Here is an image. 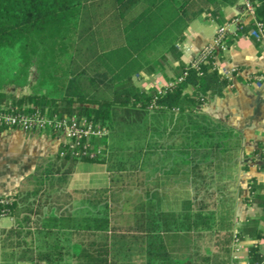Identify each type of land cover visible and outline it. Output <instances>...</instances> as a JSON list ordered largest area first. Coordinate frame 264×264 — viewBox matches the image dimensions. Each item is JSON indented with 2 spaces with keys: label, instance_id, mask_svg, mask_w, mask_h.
<instances>
[{
  "label": "trees",
  "instance_id": "trees-1",
  "mask_svg": "<svg viewBox=\"0 0 264 264\" xmlns=\"http://www.w3.org/2000/svg\"><path fill=\"white\" fill-rule=\"evenodd\" d=\"M240 1L0 0V106H15L23 112L39 109L49 116L86 117L106 126L109 135L112 124L123 119L122 114L126 119L133 116L135 121L144 120L148 132L157 133L160 127L161 131L184 134L187 142L178 150L188 162L199 155L204 161L208 153L215 157L213 126L203 117L198 120L207 100L221 98L229 84L214 64V52L195 66L192 61L179 62L171 85L160 90L146 91L136 86L134 79L154 72L160 58L155 56L157 52L179 56L176 45L191 22L206 16L223 26L228 21L220 5L235 7ZM249 2L255 20L264 23V0ZM251 29L252 23L243 26L227 37L226 45L250 36ZM32 72L37 74L33 83ZM10 87L26 92L10 95L6 92ZM100 87L108 97L90 93ZM149 118L151 122H147ZM109 135L99 141L105 156L107 148L109 153L116 151L106 145ZM105 156L80 161L104 163ZM261 189L253 184L250 193H257L253 203L264 211ZM107 193V188L92 191L89 204L93 208L101 202L107 204ZM17 202V195L0 196V216L14 219L7 236L36 233L41 240L38 246L21 250L18 262L24 264H63L67 257L73 264H119L123 256L142 257L144 264H189L170 250L168 235L195 231L211 220V216L193 213L191 200L184 201L179 212H161L149 197L138 206L131 232L116 231L106 212L99 211L81 217L37 212L31 224L27 215L16 217ZM244 232L253 241L247 253L249 264H263L258 242L264 240V231L253 226ZM71 237L76 241L73 247L65 246L62 239ZM120 264L126 263L122 259Z\"/></svg>",
  "mask_w": 264,
  "mask_h": 264
},
{
  "label": "crops",
  "instance_id": "crops-1",
  "mask_svg": "<svg viewBox=\"0 0 264 264\" xmlns=\"http://www.w3.org/2000/svg\"><path fill=\"white\" fill-rule=\"evenodd\" d=\"M220 7L224 19L229 21L235 13L241 12L242 0L235 7L224 4ZM208 26L213 27L209 34ZM218 26L215 20L206 16L191 22L183 40L176 45L179 56L157 52L155 56L160 58L154 72L148 76L142 73L143 78L139 79L142 84L140 88L146 90L144 85L149 84L151 79L156 81L150 89L160 90L169 86L179 62H191L211 42ZM163 55L165 59L161 60ZM215 63L223 73L232 69L235 72L230 77L226 76L229 84L223 96L209 98L201 107L198 120L203 117L205 123L213 126L215 157L222 153H237L243 159H235L231 164L222 161H215L214 164L216 167L236 169L233 176L229 173V179L236 187L233 194L236 204L228 216L229 220H216V240L209 246L201 241L207 229L202 226L192 232L181 231L168 235V245L174 254L180 255L189 264H249L247 253L253 241L251 235L242 233V230L249 231L256 226L258 230L264 231V211L253 203V196L257 193H250V186L256 184L262 187L260 195H264V51L250 36H242L227 46L225 52L219 53ZM10 88L12 91L18 89ZM223 135L227 138H222ZM182 136L185 137L184 134ZM60 141L59 137L48 132L26 133L13 129L0 131V196L17 195L31 183V177H34L36 185L40 177L42 180L39 183H44L43 177L47 173L45 167H41L45 162L48 169L54 164L67 165L72 169L67 179L69 190L83 192L108 187L111 174L115 171L108 167V148L104 163L69 162L57 157ZM106 145L108 146V142ZM201 163L202 161L199 165ZM190 164L188 157L184 159L183 156L181 166L183 169L185 167V172L183 170L182 175L187 178ZM47 172L48 176L52 173L49 170ZM185 199L190 200L188 197ZM258 244L264 255V240H259Z\"/></svg>",
  "mask_w": 264,
  "mask_h": 264
},
{
  "label": "rangeland",
  "instance_id": "rangeland-1",
  "mask_svg": "<svg viewBox=\"0 0 264 264\" xmlns=\"http://www.w3.org/2000/svg\"><path fill=\"white\" fill-rule=\"evenodd\" d=\"M212 28V26H208V34L211 33ZM36 78L37 74L32 72L31 83ZM154 81L151 79V84L144 85L147 87L146 90H150ZM134 82L136 86L141 87V81L134 79ZM6 92L10 95L20 96L26 90L14 89L12 91V88H8ZM90 93L97 97L109 96L103 87L96 91L90 90ZM122 118L112 124L113 128L107 139L108 146L116 149L108 156V167L115 171L112 172L114 174H111L107 187V204L101 202L98 207H95L96 209L93 208L89 204V199L94 196H92V191L75 192L67 188V179L71 168H68L67 165L54 164L48 169L47 162H45L41 168L45 167L44 170L52 172L51 175L48 176V172H46V176L43 177L44 183H39L42 180L40 177L37 185L33 181L34 177L30 178L31 183L17 194L16 217L21 218L27 215L32 219L31 224H33L38 213L43 215L51 212L68 213L81 217L94 215L99 211L106 212L110 226L116 231L131 232V229L135 228L133 220L137 215V208L141 201L151 197L156 205V211L179 212L184 208L185 198L188 197L193 202V213L200 212L206 214L205 216H211V220L206 226L205 236L201 240L205 246H209L216 240L214 232L216 220H229L228 216L236 204L233 199L236 187L229 179V173L233 176L236 169L234 167L228 169L216 167L215 161L231 164L235 159L243 160L240 158L241 155L239 157L237 153H222L214 157L208 153L200 165L202 156L199 155L189 165V177L187 178L182 175L183 170L185 172V167L183 169L181 166L183 156L184 159L186 157L184 154L181 155L178 150L181 143L187 142L185 137L183 138L174 131H161L160 127H158L157 133L148 132L144 120L135 121L133 116L126 119L124 114H122ZM151 121L150 118L147 119V122ZM169 128L171 127L169 126ZM87 164H95V162H87ZM200 206L204 207L200 209ZM13 220L6 216L0 217V264H24L18 262L21 250L38 246L41 242L36 233L35 235L21 234L20 236L14 233L7 236L6 232L11 227ZM25 230L26 228L23 229V232H26ZM75 242L72 237L67 240L62 239L65 246L72 245L73 247ZM122 259L126 264H144L143 258L139 256H133L130 259L123 256L119 260V264ZM63 264L73 263L67 257Z\"/></svg>",
  "mask_w": 264,
  "mask_h": 264
},
{
  "label": "built area",
  "instance_id": "built-area-1",
  "mask_svg": "<svg viewBox=\"0 0 264 264\" xmlns=\"http://www.w3.org/2000/svg\"><path fill=\"white\" fill-rule=\"evenodd\" d=\"M249 23H252V29L249 32L250 37L264 51V23L255 20L254 7L249 0H242L241 12L235 13L226 24L216 28L211 42L205 45L194 57L192 65L195 66L202 62L214 52V64L216 66V56L227 50L225 43L227 37L235 35L237 31ZM218 72L230 77L235 71L232 69L227 73L219 70ZM179 81L180 79L177 82ZM0 128L20 130L26 133L48 132L55 135L61 140L58 157L68 161L94 160L104 157L105 147L99 141L109 135L106 126L86 117L49 116L45 111L39 109L23 112L11 105L0 106Z\"/></svg>",
  "mask_w": 264,
  "mask_h": 264
}]
</instances>
